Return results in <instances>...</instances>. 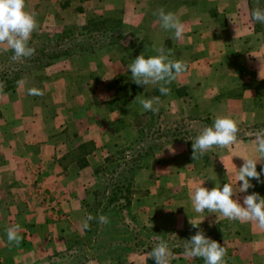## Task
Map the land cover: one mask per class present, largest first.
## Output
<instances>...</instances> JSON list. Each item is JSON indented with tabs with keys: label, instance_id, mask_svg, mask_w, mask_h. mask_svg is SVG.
<instances>
[{
	"label": "rangeland",
	"instance_id": "rangeland-1",
	"mask_svg": "<svg viewBox=\"0 0 264 264\" xmlns=\"http://www.w3.org/2000/svg\"><path fill=\"white\" fill-rule=\"evenodd\" d=\"M25 6L35 14L38 25L31 38L49 28H57L58 32L63 27L76 28L77 35L89 21H120L114 42L97 43L91 51L43 58L42 62L40 57L74 47L80 38L43 47L19 62L12 61V50L4 51L6 45H0V169L12 175L21 167L25 180L20 186H8L0 192V201L11 206L18 202L23 208L21 212L27 218L21 229L27 247L34 243L29 237L33 236L34 226L46 219L69 217L51 224L48 230L54 232L61 225L64 231L73 229L74 235L65 249L33 264H131L134 257L152 250L157 236L166 240L175 253L178 236L173 232L158 234L138 214L152 217L165 210L174 211L179 201L191 200L195 188L202 184L211 190L216 183L229 182L237 192L233 199L241 200L253 192L264 197V182L257 180L251 182L248 194L239 193V187H235L240 183L238 174L229 155L222 157L225 171L209 173L216 151L227 148L213 147L203 156L197 154L194 160L191 147L192 139L214 121L197 103L241 94L237 85L227 89L226 82L232 78L228 73L234 72L239 80L242 72L245 75L244 62L251 54L246 50L245 57L238 59L243 45L254 43L256 38L264 49V24L254 22L250 16L251 9L264 8V0H26ZM160 8L175 13L185 25L181 39L161 27L158 16L153 15ZM231 22L238 35L233 62L225 55L223 40L213 37L218 31L226 32V23ZM160 47L171 50V59L187 65L166 85L170 88L166 95H161L158 84L138 86L129 70L141 53L146 57L157 55L155 49ZM235 81L239 84L238 79ZM8 83L10 88H6ZM219 86L222 91L211 93ZM29 88H37L43 95H29ZM153 96L160 97L155 113L145 111L139 103ZM260 101L264 103V94ZM113 110L120 123L107 118ZM225 112L226 108L218 113ZM99 123H107L108 129L115 132L123 126L121 132L131 140L102 147L92 139L83 140L81 127L93 128ZM122 163L135 171L131 202L136 204L137 197H147L149 208L137 211L130 206V215H118L108 206L104 214L97 202L110 195L115 170ZM137 181L142 183L138 190ZM88 214L96 219L85 230L82 220ZM100 215H106L110 222L99 223ZM241 225L233 223L230 230L199 226L197 231L208 232L212 240L219 232L218 242L232 250L241 240L236 236ZM253 228L260 229L256 223ZM49 235L40 240L45 248L49 246ZM35 247L44 249L37 242Z\"/></svg>",
	"mask_w": 264,
	"mask_h": 264
},
{
	"label": "crops",
	"instance_id": "crops-1",
	"mask_svg": "<svg viewBox=\"0 0 264 264\" xmlns=\"http://www.w3.org/2000/svg\"><path fill=\"white\" fill-rule=\"evenodd\" d=\"M233 25L232 22L231 24L226 23V32L218 31L213 36L214 38H219V41L223 40L222 42L225 43V55L229 58V60H227L230 62L234 61V42L238 41V35L235 34ZM246 50H248L247 53L251 54V57L245 59V75H243L242 72L241 80H239L240 77L235 75L234 72L231 74L228 73L232 78H230V81L226 82L227 89L234 88L237 85V87L240 88L241 94L227 99L223 98V100H220V98H211L209 99V103L200 101L197 103V106L205 111V113H209L213 120L219 115H228L238 122L239 131L237 133V141L223 151H216V161L213 164H210L209 167L206 166V168L208 167V170H210L209 173H212L211 175L220 173L223 170L225 171V167L220 160L225 155L230 156L233 169L238 174V169L243 163V159L239 156L256 155L254 133L258 130L264 129V124H262L264 119V103H260L261 95L264 94V87L262 84L264 83V49L262 50V46L258 45L255 38L254 43H247L242 46V51L240 52L241 56L238 57V59H243L245 57L244 54ZM234 78L238 79L237 82H239V84L236 83ZM87 83L88 81H85V90H88L89 88ZM221 88L222 86H219L211 91V93L218 94L222 91ZM224 108H226L224 114L218 113L219 111L224 110ZM116 113L113 110L108 117H106L120 123V120L115 117ZM107 126V123L103 125L99 123L93 128L81 127L80 136H83V140L92 139L97 143L96 146L99 147L105 146V144L107 145L109 143L115 144L121 143L122 141H128L129 139L131 140L130 136L121 132L123 126H121L119 128L120 131L117 132H115V129L111 131ZM117 126H119V124ZM8 149L13 150L12 148ZM262 167H264V161L257 164V171H261ZM20 169L21 167H18V172L12 175L9 171L0 169V192L6 191L5 189H7L8 186H20L25 183V180L20 173ZM138 174L136 176L137 178ZM260 179L264 180V174L261 175ZM253 180L255 179H252L250 182ZM241 183L242 182L239 184ZM141 185L142 183H138L137 181L136 189L141 188ZM216 186L223 187V185L216 183L211 189ZM235 187L237 188L239 185ZM251 189L252 188L248 189L245 193L248 194ZM137 199L138 201L136 204L134 200L131 202V209L134 210L136 207L138 211L141 208H149V198L137 197ZM240 202H243V198ZM178 204V207L173 209L174 211H169L170 209L168 211L165 210L158 216L143 217V214L139 213V219L155 228L158 234H160L161 231H163L161 234L173 232L180 237H188L191 234H196L197 229L191 226L189 223L190 219L195 220L196 222L202 221L199 226H203L207 230L209 227L217 229L219 227L222 228L223 226L225 230H230V226L236 222L241 225V222L224 218L220 213H208L207 209H205V212L202 214L195 213L192 207V202L191 200H188V198L185 199L184 203H180L179 201ZM19 206L18 202L11 206L8 202L4 203L0 201V264H33L36 260L41 259L46 255L65 249L68 243L74 239L72 232L73 229H71L72 231L69 229L64 231L60 225V227L55 229L54 232L48 230V227L51 224H58L62 222L63 219L69 218L65 216L62 219V217L59 216L57 219H46L44 223H39L34 226L33 229H35V231H32L33 236H29L34 242L31 246L27 247L26 243H24V231H22V229L20 232L22 237L21 242L18 245H10L6 237V227L19 224L21 228L27 218V216L21 212L23 208H19ZM157 206L160 207L161 205L157 204ZM58 220L60 221L58 222ZM253 225H255V222H245V224L243 223L241 225L242 229L238 230L239 234L236 235L239 236L241 240L235 249L233 248L232 250H229L227 246H224L227 249V255L224 258L226 264H264V229H254ZM49 232V246L45 248L44 243H41L40 240H42V236H47ZM218 233L219 232H216V234L213 235L214 240L217 242L221 238L219 236L217 237ZM204 234L208 238L211 236L208 232H205ZM36 242L44 249H37L35 247ZM148 252L134 257L131 264H155L154 259L148 258ZM232 256H235L234 260L232 259ZM171 264H205V262L199 257L186 258L183 255V250H181L173 253Z\"/></svg>",
	"mask_w": 264,
	"mask_h": 264
},
{
	"label": "clouds",
	"instance_id": "clouds-1",
	"mask_svg": "<svg viewBox=\"0 0 264 264\" xmlns=\"http://www.w3.org/2000/svg\"><path fill=\"white\" fill-rule=\"evenodd\" d=\"M153 15L158 16L164 30L173 32L175 39L179 40L183 37L185 25L175 13L166 12L160 8ZM250 16L254 22L264 24V8L251 9ZM37 27L35 14L26 10L25 0H0V45H6L4 51L12 50L14 53L11 57L12 61L19 62L35 54V49L29 46V41ZM155 51L157 55L148 57L141 53L129 65V70L132 80L138 86L158 84L161 95H166L170 92V88L166 85L171 84L184 72L187 65L182 60L171 59V50L166 51L160 47ZM28 94L43 95V92L37 88H29ZM139 103L145 111L155 113L159 111L160 97L140 99ZM238 131V122L231 116H217L210 126L204 127L192 139L193 159L197 158V154L205 155L213 147L227 148L234 144L237 141ZM254 137L256 155L239 156L243 159L237 175V182H242L239 184V193H245L253 187L251 179L264 182L260 179L264 174V167L261 171H257V164L264 161V129L255 132ZM220 160L223 162L222 159ZM202 185L196 187L191 195L195 213L202 214L207 209L208 213H220L229 220L241 223L255 222L260 229H264V197L259 193L253 192L244 196L241 203L239 199H233L237 192L229 182L225 183L222 188L216 186L211 190ZM94 219L96 218L88 214L82 220V228L89 229V222ZM98 220L101 224L110 222L106 215H100ZM201 222L189 220L195 229H199ZM5 232L10 245H18L21 242L19 224L6 227ZM156 240L152 250L147 254L148 258L154 259L155 264H171L173 253L169 243L159 236L156 237ZM184 241L183 255L186 258L199 257L204 260L205 264H226L224 258L227 255V249L219 242L206 237L202 229Z\"/></svg>",
	"mask_w": 264,
	"mask_h": 264
},
{
	"label": "trees",
	"instance_id": "trees-1",
	"mask_svg": "<svg viewBox=\"0 0 264 264\" xmlns=\"http://www.w3.org/2000/svg\"><path fill=\"white\" fill-rule=\"evenodd\" d=\"M119 25V20L111 18L103 19L102 21H89L84 26L80 27V33L77 35H75L76 28L63 27L60 32L56 31L57 28H49L47 31H43L41 34L33 36L29 41V46L34 48L35 51L40 52L43 47L59 46L61 44L73 42L71 40L80 38V42L75 41L76 45L74 47H66L60 52H54L45 57L42 56L40 57V61L42 62L43 58L50 59L51 57L69 56L76 52L77 54H80L88 50H93L94 44L99 43L98 45H101L106 41L109 43L114 42L119 34ZM13 54L14 53L11 51L10 55ZM46 63L49 64V61L46 60ZM17 79L18 77H14L15 81H17ZM6 86V88H10L11 83H8ZM121 154L123 155L124 153L121 152ZM122 158H125V155ZM118 168V170H115L116 175L113 179L110 195H108L105 200L97 202V205L101 207L99 209H103L104 214H107L106 209H109V206L111 211L118 215H130L135 171H132L130 168H125L123 163L119 165ZM105 204H107V207L104 206ZM191 236L192 234L186 238L180 236L177 237V252L183 250L184 240L190 239Z\"/></svg>",
	"mask_w": 264,
	"mask_h": 264
}]
</instances>
